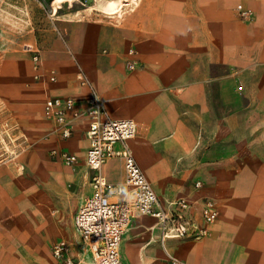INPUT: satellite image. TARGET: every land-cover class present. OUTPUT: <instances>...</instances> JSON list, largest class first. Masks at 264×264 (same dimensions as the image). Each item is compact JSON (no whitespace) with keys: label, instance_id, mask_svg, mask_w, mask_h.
Wrapping results in <instances>:
<instances>
[{"label":"crops","instance_id":"obj_1","mask_svg":"<svg viewBox=\"0 0 264 264\" xmlns=\"http://www.w3.org/2000/svg\"><path fill=\"white\" fill-rule=\"evenodd\" d=\"M40 2L56 36L21 39L30 49L12 54L5 72L11 92L39 121L46 151L69 152L77 162L71 168L59 156L51 163L37 154L28 166L37 182L29 186L0 163V264H56L52 243L60 239L80 264H92L74 216L68 226L62 213L77 211L92 193L89 120L77 119L66 139L43 117L49 97H72L84 109L81 71L111 118L136 122L127 145L160 202L186 199L200 227L205 199L219 211L201 238H163L156 218L135 215L121 240L124 263L168 264L174 256L185 264H264V0ZM32 49L42 63L35 75ZM43 69H55V81ZM102 172L111 183L125 180L120 158L108 159Z\"/></svg>","mask_w":264,"mask_h":264},{"label":"built area","instance_id":"obj_2","mask_svg":"<svg viewBox=\"0 0 264 264\" xmlns=\"http://www.w3.org/2000/svg\"><path fill=\"white\" fill-rule=\"evenodd\" d=\"M244 18L252 16L251 11L242 12ZM133 54V50L129 51ZM33 60L39 71L41 57L34 51ZM130 70L135 64L129 63ZM82 86L87 88L84 109H79L72 97H49L44 103V116L57 124L62 138L73 135L75 121L85 115L89 122L86 131L88 148L85 161L92 171V193L86 197L74 215V226L83 245L91 253L92 264H124L120 246L122 236L131 219L137 214L149 215L157 219L163 238H201L207 234L206 225L216 221L219 211L216 203L205 199L201 207L200 227L189 215L192 204L184 198L166 204L160 202L149 180L139 166L127 141L137 132L133 119L111 118L105 100L97 93L86 74L79 75ZM49 79L55 81L52 74ZM121 144L116 149V144ZM53 154L67 165H73L77 156L63 150H53ZM120 158L123 161L125 180L120 184L109 182L102 172L108 159ZM201 187V182L195 183ZM118 197V199H113ZM56 264H80L72 255L70 244L60 239L52 246ZM168 264H185L182 260L169 256Z\"/></svg>","mask_w":264,"mask_h":264},{"label":"rangeland","instance_id":"obj_3","mask_svg":"<svg viewBox=\"0 0 264 264\" xmlns=\"http://www.w3.org/2000/svg\"><path fill=\"white\" fill-rule=\"evenodd\" d=\"M49 14L47 2L42 4L40 0H0V163L3 164V168L9 165L15 174L21 177V182L25 186L37 182L33 171L28 167L33 156L43 154L44 160L50 159L51 163L57 159L53 154L54 149H49L50 151L45 149V138L40 135L41 125L36 116L26 112L27 106L22 103L27 100L20 99L17 97L19 94L11 92L12 75L5 72V65L12 54L23 53L30 49L21 40L26 36L31 35L38 42L43 41L48 33H51V36H56L51 20H49ZM48 28L51 30H47ZM57 37L59 36L57 35ZM33 50L29 53L33 75H35L38 70L33 60ZM39 66L42 67V64L40 63ZM7 69L10 72L12 67L8 66ZM52 74L57 75V71L55 69L46 70L45 75L50 77ZM43 117L46 119L45 116ZM74 165L76 164L67 166L73 168ZM42 186L46 188L44 182ZM67 188L70 193L76 191L69 186ZM70 197V204H72L74 199L72 200L71 195ZM76 209L77 206L69 208L68 211H61L65 214H63V222H66L68 226L72 224ZM126 261L128 264H135Z\"/></svg>","mask_w":264,"mask_h":264},{"label":"bare ground","instance_id":"obj_4","mask_svg":"<svg viewBox=\"0 0 264 264\" xmlns=\"http://www.w3.org/2000/svg\"><path fill=\"white\" fill-rule=\"evenodd\" d=\"M42 64V63H41ZM44 184H45V182H44ZM52 185V184H51ZM45 186H46V184H45ZM56 189V188H55ZM59 190V189H58ZM52 192V191H51ZM55 193V192H54ZM52 195V194H51ZM52 197V196H51ZM50 197V198H51ZM39 209V208H38ZM41 210V209H40ZM27 211V210H26ZM32 211V210H31ZM32 215L34 214V212H30ZM30 213L28 214V215H30ZM38 213V212H37ZM36 214V213H35ZM22 220H25L24 218H21ZM26 219H27V217H26ZM28 220V219H27ZM30 220V219H29ZM31 221H33V220H31ZM28 223H29V221H27ZM34 222V221H33ZM47 222V221H46ZM48 226H49V224H48ZM50 227V226H49ZM55 227V226H54ZM58 229V228H57ZM188 255V254H187ZM187 259H189V258H187ZM189 262V261H188ZM190 263H192V262H190Z\"/></svg>","mask_w":264,"mask_h":264}]
</instances>
